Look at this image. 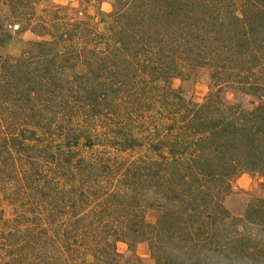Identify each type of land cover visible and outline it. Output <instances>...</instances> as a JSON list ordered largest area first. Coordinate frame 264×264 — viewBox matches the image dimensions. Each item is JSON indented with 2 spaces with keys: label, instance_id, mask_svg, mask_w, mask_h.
I'll list each match as a JSON object with an SVG mask.
<instances>
[{
  "label": "trees",
  "instance_id": "trees-1",
  "mask_svg": "<svg viewBox=\"0 0 264 264\" xmlns=\"http://www.w3.org/2000/svg\"><path fill=\"white\" fill-rule=\"evenodd\" d=\"M44 1L0 0V47L35 36L0 54V264H264V198L224 203L264 180V0Z\"/></svg>",
  "mask_w": 264,
  "mask_h": 264
},
{
  "label": "rangeland",
  "instance_id": "rangeland-1",
  "mask_svg": "<svg viewBox=\"0 0 264 264\" xmlns=\"http://www.w3.org/2000/svg\"><path fill=\"white\" fill-rule=\"evenodd\" d=\"M48 2L77 6V0H46L43 4H47ZM100 8L102 12L106 13L110 10V4L103 2L100 5ZM89 12L94 14L95 9L89 8ZM34 38L35 36L31 32L26 31L16 36L14 40L7 45L0 47V54L17 56L21 52L24 41ZM180 85L183 86V89L185 90L184 93L196 102H200L209 90L207 84L203 81L188 82L185 84H182L178 79L173 81L174 87H179ZM226 97L231 99L232 95L230 93H226ZM231 186L232 191L225 197L224 203L235 215H240L243 212L246 204L252 196L264 198V180L258 174L241 172L232 178ZM4 208L7 209L5 205ZM116 248L119 252L128 255L125 243L117 242ZM135 253L143 264H153L147 242L143 241L137 243L135 246Z\"/></svg>",
  "mask_w": 264,
  "mask_h": 264
}]
</instances>
